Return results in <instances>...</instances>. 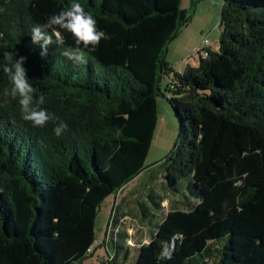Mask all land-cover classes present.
<instances>
[{"label": "trees", "instance_id": "16d2710c", "mask_svg": "<svg viewBox=\"0 0 264 264\" xmlns=\"http://www.w3.org/2000/svg\"><path fill=\"white\" fill-rule=\"evenodd\" d=\"M180 1L80 0L105 37L94 51L79 46V64L63 55L76 47L70 33L59 29L64 44L53 36L45 56L30 35L70 0H0V264H81L92 254L100 203L146 169L159 95L177 124L158 163L163 188L180 196L186 179L195 201L172 205L148 244L111 235L102 264L132 253V264H264V0H222L217 48L178 72L164 55L191 19ZM4 52L25 57L34 99L55 119H22L5 93Z\"/></svg>", "mask_w": 264, "mask_h": 264}, {"label": "rangeland", "instance_id": "374dc122", "mask_svg": "<svg viewBox=\"0 0 264 264\" xmlns=\"http://www.w3.org/2000/svg\"><path fill=\"white\" fill-rule=\"evenodd\" d=\"M221 5L222 0H181L180 6L191 12V19L184 27L180 28L176 37L168 42L164 59L168 62L176 56L185 54L187 44L195 39L203 41L207 38L208 45L214 49L220 32ZM198 56L199 54L194 53L189 63L197 65ZM186 65L187 61L181 63L180 72L185 69ZM164 85H166V80L162 78L159 84L161 90ZM165 99L162 95H159L157 99V125L148 155L144 159L143 164L146 169L100 203L95 217L96 241L93 252L84 257L82 264L105 262L109 253L113 252L110 237L120 230L125 231L129 247L148 244L152 232L155 231L160 219L170 210L172 205L188 208L195 201L186 192V179L180 181L176 186L180 196L163 188L161 168L158 163L170 152L177 134L173 110ZM186 195L187 198H185ZM156 200L160 201V206L157 208L152 203ZM141 208L151 214L147 218H141ZM114 218L116 219L115 222L112 221ZM119 242L123 241L119 239ZM172 244L173 242L164 245L162 256H168L171 253ZM134 255L132 253L127 258L119 260V264H132Z\"/></svg>", "mask_w": 264, "mask_h": 264}, {"label": "clouds", "instance_id": "9594fccd", "mask_svg": "<svg viewBox=\"0 0 264 264\" xmlns=\"http://www.w3.org/2000/svg\"><path fill=\"white\" fill-rule=\"evenodd\" d=\"M59 29L70 33L76 45L75 48L66 49L63 55L79 64L87 62L85 52L79 46L83 44L85 48H88L91 45L89 50L94 51L101 39L105 37V33L98 30L97 21L92 13L85 10L80 0H70L67 7L58 13L51 14L46 22L32 27L31 41L33 44L40 45L41 56L47 55L48 46L54 42L53 36L55 43L64 44V38ZM3 55L8 61L3 65V71L11 83L10 90L6 89L5 93L10 94L13 99H18L22 119L30 121L34 127H42L49 120L55 119L46 109L39 107L44 103L43 96L34 99V88L23 66L25 57L16 58V54L12 52H4ZM66 129L67 124L61 121L53 131L55 135L60 136Z\"/></svg>", "mask_w": 264, "mask_h": 264}, {"label": "crops", "instance_id": "0c3cea01", "mask_svg": "<svg viewBox=\"0 0 264 264\" xmlns=\"http://www.w3.org/2000/svg\"><path fill=\"white\" fill-rule=\"evenodd\" d=\"M202 42L201 39H195V40H191V42H189L187 44V50L186 53L180 56H176L175 58L171 59V61H168L169 63H171L172 65L175 64L174 68L180 72L181 70V63H183V61H187V64L191 61V56L194 55L196 48L200 45V43ZM207 47H210L209 45H207ZM211 48V47H210ZM217 48V44L215 46L214 49ZM197 54V53H196ZM185 58V60H183ZM190 64V63H189ZM192 65V64H191ZM192 66H196V65H192ZM177 67V68H176ZM111 240V238H110ZM102 263V262H101ZM100 263V264H101ZM82 264V263H81Z\"/></svg>", "mask_w": 264, "mask_h": 264}, {"label": "built area", "instance_id": "2783aa9c", "mask_svg": "<svg viewBox=\"0 0 264 264\" xmlns=\"http://www.w3.org/2000/svg\"><path fill=\"white\" fill-rule=\"evenodd\" d=\"M208 42H209L208 39L205 38V39L200 43V45L196 48L195 53L201 55L202 57L207 56V55H208V52H207L206 47H207V45H208ZM88 252H90L89 249H88ZM111 257H112V254L109 253V255H108V257L106 258V260H110ZM106 260H105V262H106ZM102 263H103V262H102ZM102 263H101V264H102Z\"/></svg>", "mask_w": 264, "mask_h": 264}, {"label": "water", "instance_id": "95a60500", "mask_svg": "<svg viewBox=\"0 0 264 264\" xmlns=\"http://www.w3.org/2000/svg\"><path fill=\"white\" fill-rule=\"evenodd\" d=\"M172 242H173V244H172V250H174V248H175V244H176V241L173 240Z\"/></svg>", "mask_w": 264, "mask_h": 264}]
</instances>
